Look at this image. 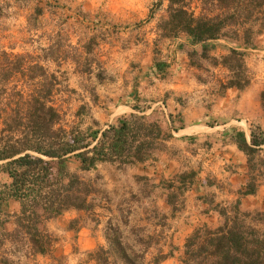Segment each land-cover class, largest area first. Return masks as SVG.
<instances>
[{
  "label": "crops",
  "instance_id": "0c3cea01",
  "mask_svg": "<svg viewBox=\"0 0 264 264\" xmlns=\"http://www.w3.org/2000/svg\"><path fill=\"white\" fill-rule=\"evenodd\" d=\"M19 1L0 0V56L10 62L20 55L32 56L30 64L41 66L45 72H65L74 79L71 85H66L75 94L76 106L66 115L70 117L66 122L75 120L73 133L91 136L98 132V138L105 128L117 125L132 114L147 115L172 132V138L165 142L166 151L152 154L143 163L123 167L100 163L96 170L81 171L77 158H67L70 172H77L84 178L97 173L111 193L122 186L124 178L132 179L135 186L126 187L130 195L140 194L141 189L135 183L140 180L152 182L162 192L157 201L158 216L165 215L164 221L171 223V230L184 235L179 243L173 242L179 248L178 253L158 264H182L178 256L183 253L187 236L200 226L217 227L219 207L239 200L242 211H264V175H256L258 186L254 194H239L250 179V172L246 154L233 140L236 132H242L250 144L251 129L258 127L264 132V109L260 99L264 91V31L255 35L248 46L226 38L215 41L219 45L214 54H226L227 47L244 51V64L250 78L243 90L233 86L218 92L211 90L210 83L199 82L197 68L190 65L188 52L199 50V45H192L185 33L161 38L157 26L167 15V0H142V17L148 13L147 8L157 6L155 12L149 11L151 14L147 21H142V26L132 25L113 34L109 24L105 27L97 24L93 32L99 34L101 30L105 39L95 36L97 44L92 53L97 52L102 67H97L94 61L85 69H80L78 61L69 56L50 58L47 52L55 41L54 35L40 31L36 32L38 38L35 39L37 35L31 32L35 28L28 25L30 14L26 11L23 13L26 21L22 25L29 33L20 39L19 21L16 20L18 11H22ZM91 2L99 8L102 0ZM93 32L89 34L92 36ZM67 38L65 47L75 48L82 58L88 55L84 44L90 37L77 33ZM27 64L24 70L29 68ZM100 71H103L102 76ZM56 106L59 107L58 103ZM59 108L63 115L66 109ZM87 139L90 146L96 142L90 137ZM262 147L256 157L264 160ZM189 173L192 178L183 183V206L173 213L169 196L175 185L182 186L179 175ZM10 182L8 174L0 170V192H6ZM164 183H167L165 187ZM121 208L119 202L115 205L102 202L91 214L70 209L56 218L42 220L38 225L40 231L53 240L50 252L31 255L29 247H20L19 242L1 234L13 232L15 217L21 209L19 200L9 198L0 202V259L7 258L10 264H97L91 253L106 244L107 219L119 220L126 215ZM78 216H81L78 224L69 227L70 220Z\"/></svg>",
  "mask_w": 264,
  "mask_h": 264
},
{
  "label": "trees",
  "instance_id": "16d2710c",
  "mask_svg": "<svg viewBox=\"0 0 264 264\" xmlns=\"http://www.w3.org/2000/svg\"><path fill=\"white\" fill-rule=\"evenodd\" d=\"M167 1V15L158 24L160 36L187 34L192 45H199V50L188 52L190 65L202 69L201 62L210 60L211 67H221L230 73L219 80L220 92L233 86L245 89L250 78L244 64V51L227 47V53L219 57L212 51L216 48L215 41L221 38L250 45L254 36L264 31V0H194L197 3L194 8L192 0ZM14 68L21 73V62ZM34 69L31 67L29 71L34 72ZM38 70L41 71L39 76L45 75L41 66ZM198 80L203 82L200 77ZM53 86L50 83L32 89L15 87L17 98L10 106L13 114L0 116V170L11 178L6 192H0V202L9 198L21 202L20 213L15 217L16 228L12 233L1 234L19 242L20 247H29L31 255L50 252L53 240L40 231L38 225L42 220L56 218L70 209L91 214L96 207L94 181L99 175L96 173V179L89 180L70 172L68 157L80 161L81 171L96 170L100 163L123 167L147 161L156 147L165 145L173 136L158 121L144 114L122 118L117 125L101 131L98 138V132L91 136L66 132L60 126L59 110L48 97ZM260 99L264 109V91ZM88 137L96 140L95 144L90 146ZM233 140L246 154L250 172V179L239 194H254L258 186L256 175H264V160L256 157L264 146V132L258 127L251 129L250 144L242 132H236ZM179 177L183 187L192 173ZM218 214L217 227L200 226L187 236L182 264H264V211H242L236 200L219 207ZM80 219L78 216L70 220L69 227L76 226ZM122 219H107L106 244L91 253L97 264H158L171 255L157 249L152 260L145 261L151 246L141 237L146 228H129ZM161 219L165 220L166 216L161 215ZM129 239L133 243H128ZM0 262L10 264L7 258Z\"/></svg>",
  "mask_w": 264,
  "mask_h": 264
},
{
  "label": "rangeland",
  "instance_id": "374dc122",
  "mask_svg": "<svg viewBox=\"0 0 264 264\" xmlns=\"http://www.w3.org/2000/svg\"><path fill=\"white\" fill-rule=\"evenodd\" d=\"M110 4L111 6L108 8L107 5ZM196 5L197 3L192 0L191 7L194 8ZM19 6L22 7L21 10L23 11H18L19 17L16 19L19 21L18 29L20 39L23 40V38L26 37V33H29V31H25L22 25V23L26 21L25 15L23 14L26 11L27 14H30L28 25L33 27V30L34 28L37 30L31 31L35 32L34 35H37L35 39L38 38L36 32L40 33V31L54 35L55 41L48 50L47 55L50 58L55 59L60 56L65 58L66 56H69L78 61L80 69L87 68L94 63V61L97 67H102L100 65L102 61L101 58L97 60L99 58V56L97 58V52L92 53V49L95 48L94 45L97 44L95 36H98L99 40L105 39L104 34L102 37L101 33L104 32H101V30L98 31L99 34L93 32L95 31L97 24L98 26L102 25L103 27L109 24L113 34L120 33L124 28H129L132 25H135V27H138L139 25L142 26V21H147L151 14L149 11L151 12L152 9L154 10L153 12H155L157 8L155 5L152 8H147L148 13L142 17V0H102L99 8H95L94 5H92L91 0H20ZM195 12H198V9L195 10ZM97 17H101V19L99 20ZM83 22L87 24H84ZM91 32L94 33L92 36L89 34ZM77 33H84L86 37H90L84 44V48L89 51L85 58H82L75 48H69L68 46L65 47V45H68V43H66V40L68 39L67 37H69L70 34L74 35ZM156 44L160 47V42H157ZM215 45L218 46L219 43L215 42ZM21 47L22 45L20 44V48ZM212 54L216 57L220 56V54H214V51H212ZM32 58V56L25 58V56L20 55L17 59L10 62L8 58L0 56V116L13 114L10 110V106L12 107V104L15 102L17 98L15 91L20 86H30V89H32L33 86H48V84L52 83L54 86L48 97H50L55 106L58 103L62 111L66 109L63 111L64 114L62 115L60 113V108L56 106L61 115L60 126L63 127L66 132H73V129H75L73 122L75 120H72V122L70 121V123L68 121L66 122V119L70 120V117H66V115L69 110L76 106V102L73 101V99H75V94L72 93L71 89L67 88L66 85H71V83L74 82V79L70 77V75L65 74V72L55 71H46L45 75L39 76L41 72L38 70L39 65L35 64L36 66H33L34 64H30ZM20 62L22 65L21 73L20 70L14 68ZM26 63H29L27 65L30 66L27 70H24ZM201 63L202 69H197L196 79L198 80V77H200L204 83H210L212 91L217 89V91L220 92L219 80L225 79L231 74L227 73L221 67H211L210 60L202 61ZM31 67H35L34 72H32V70L29 71ZM102 72L103 71L99 72L101 73L100 76H102ZM34 73H36V75H34ZM33 75L34 77L30 78ZM51 75H53V77ZM70 79L72 82H68ZM15 87L16 89H14ZM65 95L68 98H64ZM160 151H166L165 145L156 147V149L153 150V154ZM95 176L96 174L87 176L85 179L95 180ZM94 182L95 189L97 190L94 202L96 206L102 204V202L104 205H110V203L111 205H115V203L119 202L122 207L121 209L124 210L126 214L124 215L122 222H126V225L129 228L136 226L145 227L147 224V229L141 234V237L145 243L149 242L152 248L147 250L145 261H148V259L151 260L152 256L157 253V249H161L164 252L169 251L171 254L178 253L179 248L176 247L173 242L179 243L184 233L181 231H172L171 223L165 222L160 216H158L157 201L158 198L162 197V192L155 187V184L146 180H140L138 182L134 181L141 189L140 194L135 196L130 195L128 192L130 190H127L128 188H126H135V186L132 185V179L130 178H124L123 182H121L122 186L116 189L113 193L106 189L100 176ZM165 185H167V183H164L163 187H165ZM175 186L176 188L169 196L173 203V213L178 212L183 206L181 197L183 187L180 185ZM113 198H115V200H112ZM127 242L133 243L131 239L127 240ZM183 250L184 249H182V251ZM181 255H183V253ZM181 255L178 256L179 260H181Z\"/></svg>",
  "mask_w": 264,
  "mask_h": 264
}]
</instances>
